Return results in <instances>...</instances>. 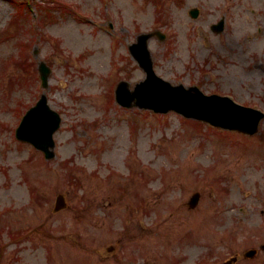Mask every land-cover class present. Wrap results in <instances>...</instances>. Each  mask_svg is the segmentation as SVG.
I'll return each instance as SVG.
<instances>
[{"label": "rangeland", "instance_id": "obj_1", "mask_svg": "<svg viewBox=\"0 0 264 264\" xmlns=\"http://www.w3.org/2000/svg\"><path fill=\"white\" fill-rule=\"evenodd\" d=\"M23 1L30 14L12 18L15 6L0 0V32L12 22L0 35V264H223L249 241H264V121L244 145L248 139L236 133L195 128L174 113L122 109L111 100L118 81L133 86L144 77L127 45L159 28L167 40L148 43L159 76L244 102L229 85L219 86L224 71L223 79L215 71L206 76L205 61L223 57L224 41L245 32L237 11L263 12L264 0H51L50 7L47 0ZM192 6L201 11L196 21L186 14ZM39 8H51L56 21L46 25ZM224 16V33L213 35L210 25ZM200 32L211 49L202 46ZM22 54L27 59L14 68ZM233 56L240 66L239 50ZM40 59L52 70L44 92L62 116L49 162L14 135L43 92L32 81ZM196 64L205 68L199 77L185 73ZM17 71L23 85L12 75ZM251 102L264 107L256 97ZM65 160L77 169L70 177ZM216 177L227 193L208 185ZM193 190L205 193L194 213L183 208ZM60 194L67 207L54 213ZM185 230L190 241L179 248ZM211 247L213 259L198 263Z\"/></svg>", "mask_w": 264, "mask_h": 264}, {"label": "water", "instance_id": "obj_2", "mask_svg": "<svg viewBox=\"0 0 264 264\" xmlns=\"http://www.w3.org/2000/svg\"><path fill=\"white\" fill-rule=\"evenodd\" d=\"M197 11L192 16L195 17ZM221 30V27H218ZM150 34L140 35L137 43L129 47L131 54L146 74V78L137 83L133 90L125 82H120L115 90V100L124 107L150 109L157 113L171 110L186 117L207 122L213 126L237 130L247 134L257 131V123L261 118L254 112H248L233 104L227 98L204 96L196 87L184 88L182 85L172 86L159 78L154 70L151 54L147 49ZM43 85H46L48 71L41 67ZM248 119V123L242 120ZM59 115L51 110L43 95L37 104L23 117L16 131V137L29 142L41 150L47 158L54 156L53 133L60 124Z\"/></svg>", "mask_w": 264, "mask_h": 264}, {"label": "flooded vegetation", "instance_id": "obj_3", "mask_svg": "<svg viewBox=\"0 0 264 264\" xmlns=\"http://www.w3.org/2000/svg\"><path fill=\"white\" fill-rule=\"evenodd\" d=\"M250 42H252V41H250ZM252 67L254 68V69H262L263 68V66L262 65H257V64H253L252 65ZM243 76H247V75H243ZM249 76H253V78H256V75L255 74H253V75H249ZM243 80H245V79H243L242 77L240 78V81H243ZM250 85H251V83H249Z\"/></svg>", "mask_w": 264, "mask_h": 264}]
</instances>
